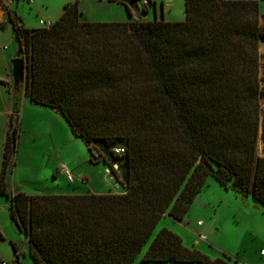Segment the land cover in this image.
I'll return each mask as SVG.
<instances>
[{"label":"trees","instance_id":"obj_1","mask_svg":"<svg viewBox=\"0 0 264 264\" xmlns=\"http://www.w3.org/2000/svg\"><path fill=\"white\" fill-rule=\"evenodd\" d=\"M184 6L183 21L136 19L128 7L129 21H85L77 0L49 27L27 28L10 8L0 21V29L12 25L24 52L25 95L59 113L90 162L103 161L118 180L100 143L125 167L124 193L10 196L5 178L19 133L10 115L0 196L10 200L35 264H134L147 243L144 264H235L184 245L165 227L152 237L165 214L185 218L209 176L264 205L259 1Z\"/></svg>","mask_w":264,"mask_h":264},{"label":"rangeland","instance_id":"obj_2","mask_svg":"<svg viewBox=\"0 0 264 264\" xmlns=\"http://www.w3.org/2000/svg\"><path fill=\"white\" fill-rule=\"evenodd\" d=\"M8 1V0H7ZM76 0H13L10 7L4 0H0V9L5 20L9 8L18 17L19 22L27 28L42 27L40 20H57L64 5ZM82 13V19L86 21H119L127 20L128 13L124 5L113 0H77ZM259 1L260 18L259 25L261 40L259 43V77L261 91V107H264V0ZM9 2V1H8ZM133 16L137 19L152 21L161 19L167 21H183L185 19V0H151L147 12H143L141 1L134 3ZM17 57L25 58L24 52L19 50L18 40L11 24L0 29V172L2 168L3 150L8 132L9 115L7 112L12 106V123L18 125L19 133L16 141L15 154L12 157L10 171L5 182L8 185V193L13 189L23 191L26 194L38 193H61L68 194L71 191H85L89 186L99 187L104 191H120L123 188L122 176L125 171L124 165L113 161L108 156V147L96 143L98 150L107 158L108 165H113L117 170L118 180L108 171L103 161L92 163L89 161L90 152L86 146L71 133L68 125L56 110L33 103L24 93V80L17 86L12 77L11 60ZM16 105L17 113H13ZM261 134V133H260ZM259 134V135H260ZM98 156L97 150H93ZM258 154L264 155V142L259 137ZM60 163L66 164L75 181L68 182L66 177L57 169ZM121 182V183H120ZM117 187L118 189H116ZM12 196V195H11ZM196 201L191 205L185 220L186 227L192 233H201L203 248L198 249L214 259L221 257L225 252L229 255L238 254L246 257L247 263H262L259 256L260 249L264 251V230L251 231L246 222L244 210L259 217L264 214V207H257L251 198H245L240 193L223 189L217 181L208 177L206 187L199 192ZM6 208L5 198L0 196V225L3 231L8 228L16 230L21 238L17 243L20 247L19 264H34L28 254V248L24 245L25 234L12 224ZM200 220V223H197ZM163 228V227H162ZM156 227L152 237L156 233ZM159 230V229H158ZM255 232V233H254ZM249 233V234H248ZM255 237V238H254ZM254 239V240H253ZM12 240L0 241V251L7 257L13 254ZM13 242V241H12ZM15 243V242H14ZM16 245V244H15ZM185 245V244H184ZM240 245V246H239ZM148 243L139 256L142 257ZM10 253V254H9ZM14 257V255H12ZM8 259L9 264L14 258ZM138 256V257H139ZM226 256V255H224ZM237 256V257H238ZM231 257V256H229ZM243 257V258H244ZM140 257L135 264L140 263ZM264 264V263H263Z\"/></svg>","mask_w":264,"mask_h":264},{"label":"crops","instance_id":"obj_3","mask_svg":"<svg viewBox=\"0 0 264 264\" xmlns=\"http://www.w3.org/2000/svg\"><path fill=\"white\" fill-rule=\"evenodd\" d=\"M9 1V2H8ZM4 0V2H6V3H8V6L10 7L11 5H13V0ZM116 2H118V1H116ZM118 3H121V2H118ZM122 4V3H121ZM123 5V4H122ZM125 6V5H124ZM125 8H126V6H125ZM127 10V9H126ZM16 14V13H15ZM4 14H3V12H2V10L0 9V19H2L4 16H3ZM133 18L132 17H129L128 16V18H127V20L126 21H129V20H132ZM49 21H51V22H53V20L51 19V18H49L48 19ZM144 20V19H143ZM86 21V20H85ZM112 21H114V20H112ZM119 21H123V20H119ZM125 21V20H124ZM12 110V106H11V108L9 109V111L7 112V115H9V118H10V114H11V111ZM8 127H9V125H8ZM6 180V179H5ZM74 181H75V178H74ZM73 181V182H74ZM72 182V183H73ZM7 184V183H6ZM205 187H206V185H205ZM204 187V188H205ZM99 187H96V186H89L88 187V189L87 190H85V191H82V190H80V189H78V190H75V191H71V192H69L68 194H84V193H93V194H106V193H121L122 191L120 190V191H104V189H101V190H99L98 189ZM203 188V189H204ZM6 189H7V193H8V185H6ZM202 189V190H203ZM201 190V191H202ZM229 190H232L233 192H237L236 190H234V189H229ZM16 191H17V189L15 188V189H13V191H12V194L11 195H13L14 193H16ZM200 191V192H201ZM237 193H239V192H237ZM9 194V193H8ZM10 195V196H11ZM198 195H199V193L196 195V197H195V199L193 200V202L194 201H196V199H198L197 197H198ZM240 195H242L241 193H240ZM243 197H245V198H251L252 199V197L250 196V195H248V196H244V195H242ZM5 202H6V208H7V211H8V213H9V211H10V200L9 199H5ZM252 202L254 203V204H256L257 205V207L259 208V207H264V205H262V204H260V203H258V202H255L253 199H252ZM193 204V203H192ZM191 204V205H192ZM246 213H244V215H246V222H247V224L250 226V228H251V231H255V232H258L257 231V229L258 230H260V229H262V230H264V214H261V216H257V217H254L253 216V214H249V212H247L246 210H244ZM9 217V219H10V221L12 222V224L15 226V223H14V221L12 220V218H11V216H8ZM197 223H200V220H198V222ZM1 226V225H0ZM162 227H165V228H167V229H169V230H171V231H173V232H175V233H177L178 235H180V237L182 238V240H183V243L186 245V246H188V247H197L198 249H201V250H204L205 252H208V251H206L204 248H203V244H201V240H203L204 239V236L201 234V233H192V232H190L189 231V229L186 227V223H185V220L183 221V220H180V221H178V220H173L170 216H168V215H164L161 219H160V221H159V223L157 224V228L158 229H160V228H162ZM1 228L4 230V228L1 226ZM2 229H0V233L2 234V236L4 237V239L3 240H12L13 242H15V244H16V248H17V250H16V252H14V250H13V254L12 255H14V257L12 256V255H9V257H7V255L5 254V253H1V251H0V258L2 259V261H3V263L2 264H9V262H8V259H10L11 258V256L14 258V260L13 261H11L12 262V264H19V256H18V259H16V255L20 252V247H18L17 246V243L18 242H21L22 240H21V238L19 237V234H18V232L14 229V230H12L11 229V231H10V229L8 228V230L9 231H3ZM158 229L156 230V231H158ZM254 232V233H255ZM249 234V233H248ZM255 238V237H254ZM3 240H0V241H3ZM254 240V239H253ZM23 243H24V245L28 248V254H29V256H30V244H29V241H28V238L25 236V241H23ZM240 246V245H239ZM10 254V253H9ZM229 254V253H228ZM228 254H226L225 252L223 253V255H219V256H221V257H223V258H225V256L224 255H226V257H228L229 259H230V261L231 262H235V264H254L253 262H251V263H247L246 262V258H248V255H246V257H244V255H243V257H239L238 256V254H236V255H229V256H231V257H229V256H227ZM238 256V257H237ZM259 256L261 257V259H262V263H259V264H263L264 263V251H263V249H260V251H259ZM140 258H141V256H139ZM139 257H137L136 258V260L134 261V264L136 263V261L138 260V258ZM30 258H31V256H30ZM31 260H32V262L34 263V261H33V259L31 258ZM140 263L141 264H144V263H142L141 261H140ZM35 264V263H34Z\"/></svg>","mask_w":264,"mask_h":264},{"label":"water","instance_id":"obj_4","mask_svg":"<svg viewBox=\"0 0 264 264\" xmlns=\"http://www.w3.org/2000/svg\"><path fill=\"white\" fill-rule=\"evenodd\" d=\"M124 4L126 7L134 10V4L132 0H113ZM12 77L14 85L17 86L19 82L26 76V59L17 57L11 60Z\"/></svg>","mask_w":264,"mask_h":264},{"label":"built area","instance_id":"obj_5","mask_svg":"<svg viewBox=\"0 0 264 264\" xmlns=\"http://www.w3.org/2000/svg\"><path fill=\"white\" fill-rule=\"evenodd\" d=\"M141 1V6L142 8H147L148 6H150L151 4V0H140ZM51 21L49 20H40L39 21V24L40 26L42 27H49L51 25ZM113 152L117 155H122L125 150H124V147L122 146H115L113 147ZM57 169L60 171V173H62L68 182H73L74 181V177L72 176L70 170L68 169V167L66 166V164L64 163H60L57 167ZM109 173H111L113 176L114 174L108 169ZM116 189H118L117 187H115ZM122 192L121 193H124L125 192V189L122 188L121 190Z\"/></svg>","mask_w":264,"mask_h":264}]
</instances>
